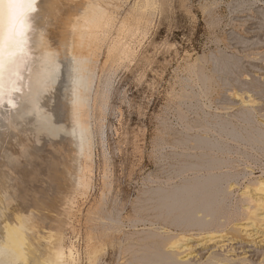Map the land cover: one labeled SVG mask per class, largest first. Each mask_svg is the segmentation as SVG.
I'll list each match as a JSON object with an SVG mask.
<instances>
[{"label": "bare ground", "instance_id": "obj_1", "mask_svg": "<svg viewBox=\"0 0 264 264\" xmlns=\"http://www.w3.org/2000/svg\"><path fill=\"white\" fill-rule=\"evenodd\" d=\"M118 1L122 0H34L23 34L9 35L3 43L0 50V264L77 263L73 248L65 246L67 243H63L58 230L51 229L52 226L44 229L46 217L37 214V209L34 213L32 202L14 184L11 171L17 170L16 159L30 162L34 153L52 154L51 157L57 151L61 156L59 151L66 142L72 147L74 157L82 160L74 171V185L82 192L87 189L89 173H85L92 162L89 120L98 100L100 105L105 102L100 81L94 84L95 65L100 56L102 67L127 60L132 48L126 46V40L146 31L154 7L153 0H134L117 19ZM8 11L6 0H0V21H6ZM252 28V33H256V28ZM227 62L225 57L216 56L214 70L224 72ZM199 79L206 83L208 76L200 74ZM227 92L228 101L233 103L230 107H241L240 123L207 119L201 125V132L183 136L179 142L191 143L196 152H180L189 159L174 164L173 173L178 179L146 191L145 200L155 210L154 218L182 231L168 235L164 228L160 232L152 231L150 225L141 229L146 233L143 241H147L131 252L133 264H250L258 256L264 257V250H259L260 246L264 247V175L254 177L238 189L243 202L242 220L232 223L227 230L211 228L235 184L222 154L240 144L257 145L264 151V119L256 125L254 121L251 123L250 108L244 107L259 99L237 88ZM62 101L68 109L69 125L61 119ZM17 107L23 112L12 118ZM31 179L47 186L40 175ZM110 211L114 210L104 209L102 213H106L109 221H117ZM188 228L199 231L183 230ZM91 238L86 237V263L96 264L97 254L103 250L99 251L94 236ZM218 255L222 258L218 259Z\"/></svg>", "mask_w": 264, "mask_h": 264}, {"label": "rangeland", "instance_id": "obj_2", "mask_svg": "<svg viewBox=\"0 0 264 264\" xmlns=\"http://www.w3.org/2000/svg\"><path fill=\"white\" fill-rule=\"evenodd\" d=\"M133 2L118 1L116 18ZM153 2L146 31L126 40V46L132 48L130 59L102 67L100 56L95 65L94 84L100 81L105 102L100 105L98 100L89 120L92 162L89 172L85 173H89L85 193L74 185V171L81 165V159L74 157L72 147L66 142L67 146L63 143L59 151L61 156L57 151L51 157L52 154L34 153L30 162L16 159L17 170L11 171L14 184L32 202L34 213L37 209L36 213L51 224L45 222L44 229L52 226L62 236L63 243L68 244L65 246L71 245L76 264H87L86 237L89 236L91 239L94 236L98 250H103L97 254L96 264H130L131 252L147 241H143L146 233L141 229L144 227L152 226V231L158 232L164 228L168 235L182 231L154 218L155 210L145 200L146 191L178 179L173 173L174 164L189 159L180 154L196 152L191 143L179 142L183 136L201 132V125L207 119L240 123L241 107L235 104L234 108L230 107L233 103L229 102L227 91L237 88L258 98L259 102L244 107L250 108L251 123L254 121L256 125L264 119V29H261L264 28V0ZM252 26L257 30L254 34ZM216 56L227 59L224 72L214 70ZM200 74L208 76L206 83L200 81ZM62 105L61 119L67 122L68 109L65 103ZM16 111L12 118L23 112L20 107ZM224 153L225 164L233 175L231 182L235 184L222 213L217 215V227L215 224L211 227L220 230H227L243 218L238 189L254 177L264 175V151L259 146L240 144ZM35 175H40L47 186L32 180ZM102 209L114 210L110 214L117 221H109ZM259 250L264 247L260 246ZM257 258L256 264H264L262 255Z\"/></svg>", "mask_w": 264, "mask_h": 264}, {"label": "snow or ice", "instance_id": "obj_3", "mask_svg": "<svg viewBox=\"0 0 264 264\" xmlns=\"http://www.w3.org/2000/svg\"><path fill=\"white\" fill-rule=\"evenodd\" d=\"M6 3L9 11L6 21H0V50L9 35L23 34L34 0H6Z\"/></svg>", "mask_w": 264, "mask_h": 264}]
</instances>
